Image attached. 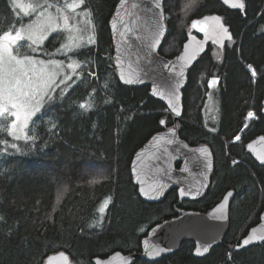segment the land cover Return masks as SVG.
Wrapping results in <instances>:
<instances>
[{
  "label": "trees",
  "instance_id": "16d2710c",
  "mask_svg": "<svg viewBox=\"0 0 264 264\" xmlns=\"http://www.w3.org/2000/svg\"><path fill=\"white\" fill-rule=\"evenodd\" d=\"M118 1L91 0L98 44L90 46V53L84 50L94 62L84 73L96 71L97 78L89 76L73 84L64 103L57 102L45 117L47 124L34 117L40 137L31 145L32 151L18 153L0 144V215L4 217L0 221V264H45L48 256L60 251L69 256L70 264H93L95 258L113 252H139L141 239L152 226L176 216L175 190L162 203L147 204L131 180L130 163L136 151L173 124H159L167 113L160 101L149 96L150 87H126L117 73L112 75L114 64L109 67L108 57L114 51L108 21ZM246 3L245 14L226 7L222 0L169 2L165 12L172 17L169 34L159 50L167 59L177 57L190 22L206 15L226 19L233 34L224 52L208 47L189 69L178 120L180 137L190 146L207 145L214 160L205 194L183 202L180 208L208 213L226 192L234 191L228 233L206 258L193 257L194 244L184 242L159 261L136 260L134 264H264V243L236 250L264 212V167L245 151L249 140L264 135V78H260L264 74V0ZM12 22L9 0H0V28L7 29ZM248 64L257 70L256 78ZM217 76L218 83L209 88L208 81ZM113 80L108 89L103 88ZM109 99L113 102L106 104ZM210 99L217 110L212 104L214 113L209 116L214 119L207 121ZM73 100L77 103L71 104ZM87 100L93 110L77 115L78 103ZM249 110L256 111L260 119L245 130L242 144H233V134H241ZM51 123L58 127L48 132ZM17 143L23 148V141ZM233 160L240 162L234 165ZM105 200L109 203L101 213Z\"/></svg>",
  "mask_w": 264,
  "mask_h": 264
},
{
  "label": "snow or ice",
  "instance_id": "6c2138e0",
  "mask_svg": "<svg viewBox=\"0 0 264 264\" xmlns=\"http://www.w3.org/2000/svg\"><path fill=\"white\" fill-rule=\"evenodd\" d=\"M177 4L179 0H147L146 5L141 8L139 4L133 3L132 9H138L143 16L129 11L125 6L127 0H119V8L125 10L128 17L135 16L131 24L125 20L124 16L119 12L116 19L111 21V27L119 37V44L116 47L115 60L109 56V67H113L112 75L115 76L118 70L119 82L124 85H133L135 83H143V77L148 75L140 67L142 61L146 65L157 64L170 74L169 82L165 87H158L153 85L152 95L157 96L162 100H166L167 108L163 109L167 116L160 119V125L172 123L174 126L168 129L171 137L177 135L175 124L171 120L174 114L176 117L181 116V111L178 107L177 101L180 100L181 82L185 77L186 71L193 61H196L202 52H204V44L211 41L214 45H219L221 48H227L233 42V34L230 33L229 28L225 26L226 19L222 22L221 17L212 16L204 17L201 20H193L192 28L204 34V41H196L195 37H191L193 44H185L184 50L176 57V63L172 61H165L160 57L158 49L169 34L168 24L171 21V15L165 16L167 4ZM195 3V0H193ZM223 3L232 9H237L246 14L247 3L246 0H223ZM186 7H191L188 5ZM9 9L13 16V22L9 24L7 29L0 28V144L5 148H11L18 153H23L24 149L29 152L32 151L31 145H35L40 137V132L37 128L36 117L42 124H47L48 120L45 117L56 106L57 102L61 105L67 99V93L77 81H83L87 77L97 78L96 71H88L84 73V68L87 66L91 68L94 63L85 54L84 50L88 49L91 52L90 46L98 44L97 39V25L95 24L94 9H91V0H56V3H51L49 0H9ZM52 9H55L53 14ZM264 15V14H262ZM75 21L74 25L70 22ZM138 21H142L138 23ZM118 25L120 28L118 29ZM264 31V28L261 29ZM56 35L52 38L51 43H59L60 47L56 48L55 52L49 53L47 48L43 50V54L48 59H36L31 53H36L41 45L49 39L50 34ZM132 37L133 42H130L129 37ZM23 42V43H22ZM226 42H228L226 44ZM136 47L137 51V69L126 70L124 66V56L128 54L129 49ZM26 48L27 51L21 55V49ZM61 56L62 59H54L52 57ZM75 57V58H74ZM80 57H84V62H80ZM65 59L71 61L67 63V69L71 70V75L63 71L65 68ZM248 69L251 71L252 78L258 76V72L251 64H248ZM96 68L99 65L96 64ZM260 78H264L261 74ZM219 77L208 81V87L212 88L218 83ZM109 81L103 84V88L108 89ZM93 91H96L93 88ZM111 95V91H109ZM113 100H106L105 103H112ZM73 100L71 104H76ZM71 107V105H70ZM94 105L90 100L79 102L77 115H84L90 110H93ZM38 114H40L38 116ZM257 117V112L249 110L247 112L246 120L252 121ZM214 119V117H213ZM58 127L56 123H51V127L46 129L52 132ZM249 124H245L244 128H248ZM210 131H216L215 128ZM241 132L244 129H240ZM11 137V141L8 139ZM156 141V147L162 148L163 156L170 159H176L169 152L168 147L164 145H174L178 142L167 136L153 137ZM18 141H23V148L18 145ZM260 147H254L253 143L247 145V149L253 153L261 165H264V136L259 138ZM241 142L242 136L240 134H233L232 143ZM46 143V142H45ZM187 148L184 144L176 147L175 151L180 152V148ZM243 147V145H242ZM208 148L201 150L200 159L204 161V169L209 168L207 163L209 156ZM157 160L161 156L154 157ZM240 161L233 160L234 165ZM172 166L169 163L167 168H156V174L165 176L171 179ZM181 172H187V167H182ZM203 175V173H201ZM92 184L97 181L92 180ZM138 183L144 185L145 180L138 179ZM165 184L159 179H154L152 183L140 188V193L150 199L158 198L163 194ZM67 189H65L66 191ZM181 196L186 195L181 189ZM232 196V193H228ZM228 197H225L227 200ZM109 201L105 200L104 206L99 211L103 213ZM218 216L216 219L224 220L225 205L221 204L218 208ZM261 220H264L262 215ZM4 217L0 215V221ZM99 223V221H98ZM96 227V225H92ZM155 231V229L153 230ZM253 241H264V228L259 231L256 228L251 230V233L243 239L240 247L249 245ZM147 244V241L145 242ZM211 243L198 245L195 249V255L206 258L211 254ZM170 249L160 248L152 245L146 248V254L149 257L159 256L160 253L169 251ZM227 259L231 261L232 252L229 251ZM46 264H70L69 257L63 251L57 253L56 256H48ZM99 264V261H97ZM121 264H126V261H121Z\"/></svg>",
  "mask_w": 264,
  "mask_h": 264
},
{
  "label": "water",
  "instance_id": "95a60500",
  "mask_svg": "<svg viewBox=\"0 0 264 264\" xmlns=\"http://www.w3.org/2000/svg\"><path fill=\"white\" fill-rule=\"evenodd\" d=\"M133 3L139 4L140 7L143 8L146 5L147 0H127L126 6H125L129 11H133L136 14L143 16V14L140 13L138 9L131 8V5ZM222 3H223V0H222ZM224 5L230 8L228 5L226 4ZM118 12L121 15H123L125 20H127L130 24L132 20L135 19V16L128 17L125 14V10L119 8V1H118V3L115 6L112 16L110 17L108 21V28L110 31V36H111L113 51H114L113 61L115 60V56L117 55L116 47L119 44L120 40H119L118 35L114 33L110 22L116 19ZM212 16H219V15L218 14L206 15L201 18H196L193 20L202 21L204 17H212ZM192 21L190 22L189 33L187 35L186 41L183 44L182 51L184 50L185 44H193L191 37H195L196 41L205 40L204 34L202 32L198 31L196 28L191 27ZM140 22L142 21H138V23ZM222 22H223V19H222ZM119 28H120V25H118V29ZM129 40L130 42L134 43L131 36L129 37ZM210 44L217 47L220 50L223 49L219 45L212 44V42L209 40L204 44V52H202L200 56L206 53L207 47ZM160 48L158 49V51L160 50ZM136 51L137 49L134 46L132 49H129L128 54L124 56V66L126 70L129 69V65L131 66V69L138 70L137 64H136L137 56L135 55ZM160 57H162L165 61H172L173 63L177 62L176 57L172 60L167 59L163 57L162 55H160ZM198 58L196 61H193L192 64L189 66L188 70L186 71L185 77L181 82V88L179 92L180 100L177 101L178 107L181 111V116L183 113V91L186 87L188 71L198 61ZM140 67L143 68L144 71L148 72V75L143 77V83H135L133 85H124L122 84V82L120 83L130 88H141L144 86L150 87L149 96L155 100L160 101L161 104L165 108H167L166 100H162L159 97L152 95V88L154 84L157 85L158 87H165L167 83L169 82L170 74L167 72V70L163 69L162 67H158L157 64L146 65L141 61ZM116 73H117V77L119 80L118 70ZM262 113L264 115V101H263ZM181 116L176 117L173 114V117H174L173 121L176 122L175 127H176V132H177V135L175 137H171L169 135L168 129L154 134L152 137L148 139L147 142H145V144L140 149L136 151L130 163L131 180L134 186L137 187V192H138V195L141 201L147 204H159V203H162L166 199L167 195L170 192L175 190L177 194V203L174 205V212L176 216L170 219H165L155 224L154 226H152L147 231L146 235L141 239L139 252H133L129 254H124L119 251L113 252L106 258H95L93 260V264H97V261H99V264H121L122 260L126 261V264H134L136 260H141V261L152 263L155 261H159L164 257H168L174 254L176 251L180 249L181 245L184 242H191L194 244V249L192 252L193 257L203 258V257H198L194 254L196 247L198 245H202L205 243H211L212 246L214 247L218 245L228 233L229 209H230L232 199L235 196L234 191L226 192V194L223 196L220 202L216 204L208 213H201L198 211L185 210V209L180 208L183 202L198 200L205 194V192L207 191L210 185V177H211V173L213 170V163H214L212 152L207 145L190 146L186 141H184L180 137L179 129H178V120L181 118ZM161 136H167L169 138H173L178 142L177 144H174V145H164L165 147H168L169 152L171 153L172 156H175L176 159H170L167 156H163L162 148L158 149L156 147L157 142L153 140V137H161ZM260 137H257L255 140L251 141L250 143H253L254 147H260L261 146L260 141H259ZM184 144H187L188 147L187 148L181 147L180 152L175 151L176 147H180ZM204 148H208L209 153H210L208 156V160H207V163L209 164L210 167L207 169H204L203 167L204 161L200 159L201 150ZM246 151L254 159V161L257 164L261 165L260 162L256 159L255 155L247 149V146H246ZM155 156H161V159L157 160L154 158ZM169 163L172 166L170 180L165 176L157 175L155 171L156 168L158 167L167 168ZM261 166L264 167V165H261ZM182 167H187L189 171L181 172L180 169ZM201 173H203V175ZM138 179L145 180L146 183L144 185H141L138 183ZM154 179H159L166 186L163 189L162 195H160L158 198L150 199L140 193V188L143 186L147 189L148 184L152 183ZM181 189H183L188 194L181 196L180 194ZM228 193H232V196L229 197ZM225 197H228L227 200L225 199ZM221 204L225 205L226 219L224 220H219L215 218L219 214L217 210ZM262 215H264V212L261 214V216ZM253 228H256L258 231L261 228H264V220H261L260 218L259 223L248 231L246 236L241 239L239 245H242L243 239H245L251 233V230ZM154 229L155 231H153ZM146 241H147V244L145 243ZM262 243H264V241H253L249 245H245L242 247L237 246L236 250L238 251L244 250V249H247L252 246L262 244ZM152 245H156L160 248H165V249H170V250L162 252L160 253L159 256H156L154 258L149 257L146 254V248ZM56 255L57 253L52 254L50 256H56ZM65 255L67 254L65 253ZM46 261H47V258L45 260V264H46Z\"/></svg>",
  "mask_w": 264,
  "mask_h": 264
},
{
  "label": "rangeland",
  "instance_id": "374dc122",
  "mask_svg": "<svg viewBox=\"0 0 264 264\" xmlns=\"http://www.w3.org/2000/svg\"><path fill=\"white\" fill-rule=\"evenodd\" d=\"M49 2H51V1H49ZM60 2L63 3L64 0H62V1H60ZM51 3H56V2H51ZM52 12H53V14H55V9H52ZM74 24H75V21L70 22V25H74ZM54 35H56V34H55V33L50 34L49 39L45 41V44H44V45H41V46L38 48V51H37L36 53H31V55H33L34 58H36V59H48V57L45 56V55L43 54V50H44L45 48H47V51H48L49 53H52V52H55L56 48H59V47H60V44H59V43H55V44L53 45V43L50 42V40H52L51 38H52ZM22 43H23V42H22ZM22 49H25V52H24V53H21V55H24V54L26 53L27 49H26V48H22ZM52 58H54V59H62L63 57L57 55V56L52 57ZM69 62H71V61L65 59V68H64L63 71H66V72H68V73L71 75V70L67 69V67H66L67 63H69ZM211 101H212V99H210L209 102H208V105H206V107H208V109H209V112H207V113H206V116H205L207 121H208V120H211V119L213 118V116H209V115H211V114L214 113V108L211 107V105L213 104V106L216 108V106H215V105H216L215 102L213 101V103H212ZM206 107H205V108H206ZM217 107H218V106H217ZM216 110H217V108H216Z\"/></svg>",
  "mask_w": 264,
  "mask_h": 264
},
{
  "label": "flooded vegetation",
  "instance_id": "af4514ba",
  "mask_svg": "<svg viewBox=\"0 0 264 264\" xmlns=\"http://www.w3.org/2000/svg\"><path fill=\"white\" fill-rule=\"evenodd\" d=\"M227 26V25H226ZM228 27V26H227ZM229 28V27H228ZM229 30H230V28H229ZM231 32V31H230ZM228 43V42H227ZM226 43V44H227ZM208 47H212V48H214V49H217V50H219V51H222L223 50V52H224V49L225 48H223L222 50H220V49H218L217 47H215V46H213V45H208ZM208 47H207V49H208ZM215 53H217V52H215ZM248 71L251 73V71L248 69ZM262 109H263V107H262ZM262 109H261V115L262 116H264L263 115V113H262ZM247 116V115H246ZM260 119V117H259V115L257 114V117H256V119L255 120H252V121H249V120H246L245 119V124L247 123V124H249V126H250V124L253 122V123H256L258 120ZM250 122V123H249ZM243 129H244V131L243 132H241V136H242V140H243V138H244V136H245V134H243L244 132H245V130H247L248 128H244L243 127ZM260 136H264V135H258V136H256L254 139H251V140H249L246 144H245V151H246V146H247V144L248 143H250L251 141H253V140H255L257 137H260ZM239 144V143H241V142H236V144ZM233 144H235V143H233ZM199 146V145H198ZM246 153H247V151H246ZM248 154V153H247ZM249 155V154H248ZM250 156V155H249ZM251 157V156H250ZM252 158V157H251ZM252 160L254 161V159L252 158ZM255 162V161H254ZM259 165V164H258ZM261 166V165H260ZM213 169H214V163H213ZM212 173H213V170H212ZM212 173H211V175H212ZM211 178V177H210ZM210 186V185H209ZM234 199V198H233ZM233 199H232V201H233ZM232 203V202H231ZM230 207H231V205H230ZM229 215H230V209H229Z\"/></svg>",
  "mask_w": 264,
  "mask_h": 264
},
{
  "label": "bare ground",
  "instance_id": "6f19581e",
  "mask_svg": "<svg viewBox=\"0 0 264 264\" xmlns=\"http://www.w3.org/2000/svg\"><path fill=\"white\" fill-rule=\"evenodd\" d=\"M250 123V122H249Z\"/></svg>",
  "mask_w": 264,
  "mask_h": 264
}]
</instances>
